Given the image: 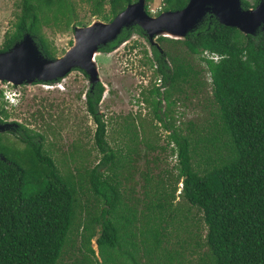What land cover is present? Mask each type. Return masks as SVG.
<instances>
[{"label":"trees","instance_id":"1","mask_svg":"<svg viewBox=\"0 0 264 264\" xmlns=\"http://www.w3.org/2000/svg\"><path fill=\"white\" fill-rule=\"evenodd\" d=\"M136 1L100 0L92 14L110 22ZM145 1L150 15L151 0ZM188 1L161 0L158 15L179 11ZM259 1L241 4L252 9ZM103 2L109 5L107 11ZM69 5L66 0H22L21 14L0 52L30 34L45 57L56 58L41 28L61 21L69 24ZM44 9L51 16L42 14ZM133 34L147 39L138 26H131L99 51L109 53ZM156 41L164 45H150L160 84L143 101L177 148V176L167 171L160 179L146 176L142 198L134 196L132 185L129 193L120 188V169L131 168L140 155L138 128L124 125L133 145L124 155L113 150L99 110L104 87L100 82L89 86L84 102L101 159L87 175L62 176L44 150L40 133L22 127L18 143L0 137V264H66L65 258L68 264H264V31L244 35L206 15L184 39ZM205 74L210 80L208 125L198 128L190 123L189 135L182 136L166 115L187 95L186 88L194 91L205 85ZM128 156L129 163L124 159ZM178 179V198L184 205L173 202ZM78 185L87 186L91 205H78ZM76 241L79 247L73 250Z\"/></svg>","mask_w":264,"mask_h":264},{"label":"rangeland","instance_id":"2","mask_svg":"<svg viewBox=\"0 0 264 264\" xmlns=\"http://www.w3.org/2000/svg\"><path fill=\"white\" fill-rule=\"evenodd\" d=\"M67 1L72 10L69 13L70 23L66 25L64 21H61L41 28L48 46L56 50V58L61 57L73 43L72 27H84L95 21L106 22L99 15L92 14L94 6L100 0ZM21 3L22 0H0V49L5 35L14 30L17 17L21 14ZM103 3V11H107L109 5L106 2ZM148 10L149 16L156 17L162 10L161 0H151L148 3ZM42 14L51 16V12L45 9ZM156 39L153 41L154 44L163 47L164 45H159ZM154 44H150L146 38L133 34L113 51L100 53L95 58L99 70V82L104 87L99 110L107 123V141L110 147L121 151L124 155L125 149L133 145L130 140L131 135L125 132L124 125L133 123L138 128V137L135 141L140 155L138 154L135 162H132L134 166L130 165L132 169L125 165L120 169L118 177L121 181L120 188L129 193L132 185L135 191L134 196L137 198L143 196L141 186L145 183L146 176L160 179L165 171L169 176H177L179 172L175 144L170 141L169 133L153 117L152 108L143 101L144 96L148 95L151 88L158 86L161 79L156 72V63L151 59L150 45ZM181 52L184 53L183 49ZM191 62L197 63L194 59H191ZM203 82L205 85L199 90L193 91L186 88L187 95L184 98L180 97L181 100H177L171 107L172 114L166 115L168 121L173 118L174 126L180 130L182 136L189 135L190 123L198 128L208 125L207 120L210 119L211 111L208 101L210 97L208 75H204ZM58 83V87H47L34 82L31 85L17 87L16 90L10 85L0 83L2 94L0 110H3L5 115L1 116L7 123H22L26 128L42 134L44 150L51 156L60 174L62 176L71 174L78 179L79 174L84 175L93 169L101 159L93 142L95 125L86 111L84 102V93L90 84L84 72L76 69ZM12 92L16 93V98L6 100ZM178 97V93L173 95L174 99ZM9 101H13V105ZM166 107L167 105L162 101L161 108L165 112ZM5 137L11 142L16 140L13 134L5 133ZM147 143L151 144V148L147 147ZM191 143L193 144V140ZM134 147L132 150H135ZM124 159L128 163L131 160L130 156ZM86 187V185L83 188L79 187L80 190L77 191L78 205L81 207L84 204L91 205L93 202ZM181 187V180L178 179L175 191L177 198L173 202L184 205V202L178 198ZM79 211L80 209L77 208V214ZM192 216L189 217L192 218ZM192 223L193 220L191 226ZM191 230L195 231V228L192 226ZM78 247L76 241L72 248L77 250ZM92 248L97 252L95 238L92 240ZM169 248L178 249L176 244H170ZM190 258L191 256H187L188 260ZM63 260L66 264L70 262L67 258Z\"/></svg>","mask_w":264,"mask_h":264},{"label":"water","instance_id":"3","mask_svg":"<svg viewBox=\"0 0 264 264\" xmlns=\"http://www.w3.org/2000/svg\"><path fill=\"white\" fill-rule=\"evenodd\" d=\"M145 0L126 6L110 22L95 21L84 27H75L73 43L59 58L45 57L35 39L24 34L10 49L0 52V82L12 86L52 83L59 86L72 70H80L93 87L99 83L96 56L99 48L114 42L124 29L138 26L150 44L158 37L184 39L195 30L206 15L214 17L221 25L236 28L244 35L264 31V0L255 8L244 9L241 0H189L175 12H162L156 17L145 10ZM10 123L0 124V133L11 128Z\"/></svg>","mask_w":264,"mask_h":264},{"label":"flooded vegetation","instance_id":"4","mask_svg":"<svg viewBox=\"0 0 264 264\" xmlns=\"http://www.w3.org/2000/svg\"><path fill=\"white\" fill-rule=\"evenodd\" d=\"M100 53H103L102 51H99ZM104 53H106V52H104ZM1 84H6V85H10V84H7V83H5V82H0ZM11 86V88L12 89H14V90H16L17 89V87H15V86H12V85H10ZM22 86V85H21ZM21 86H19V87H21ZM90 86V85H89ZM89 88V87H88ZM88 88H87V90H88ZM87 90L85 91V93L87 92ZM85 93H84V99H85ZM104 93V92H103ZM103 95V94H102ZM103 97V96H102ZM0 120H2V122H0V124H5V123H7V121L6 120H4V118H0ZM10 124L12 125L11 126V128L8 130V132L7 131H5V133H7V134H13V137H14V139H16L14 142H12V143H18L19 142V139L20 138H23V137H21V134L23 133V130H22V127H24V128H26V126H24L22 123H14V122H10ZM29 130H31V129H29ZM5 133L3 132V133H0V137H2V138H6L5 137ZM29 133H31V132H29ZM19 146V145H18ZM0 158H1V155H0Z\"/></svg>","mask_w":264,"mask_h":264},{"label":"clouds","instance_id":"5","mask_svg":"<svg viewBox=\"0 0 264 264\" xmlns=\"http://www.w3.org/2000/svg\"><path fill=\"white\" fill-rule=\"evenodd\" d=\"M7 84H8V83H7ZM42 85H45V86H46V84H42ZM47 86L58 87V86H54V84H49V85L47 84ZM7 92H8V91H7ZM4 94H5V91L3 92V95H4ZM1 95H2V94H1ZM5 97H6V95H5ZM15 98H16V93H13V92H12V93H10V97H7L6 100H11V99H15ZM9 103H10L11 105H13L14 102H13V101H11V102L9 101Z\"/></svg>","mask_w":264,"mask_h":264},{"label":"built area","instance_id":"6","mask_svg":"<svg viewBox=\"0 0 264 264\" xmlns=\"http://www.w3.org/2000/svg\"><path fill=\"white\" fill-rule=\"evenodd\" d=\"M207 56H208V58L209 59H211V60H213V61H217L218 60V57L217 56H214V55H208V54H206ZM47 86V85H46ZM44 87V86H43ZM48 87V86H47ZM47 87H45V88H47ZM52 87V86H51Z\"/></svg>","mask_w":264,"mask_h":264}]
</instances>
